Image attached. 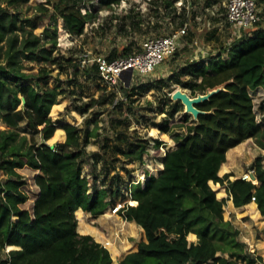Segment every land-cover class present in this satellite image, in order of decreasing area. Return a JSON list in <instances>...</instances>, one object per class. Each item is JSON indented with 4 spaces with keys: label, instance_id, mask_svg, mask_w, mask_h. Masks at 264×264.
Segmentation results:
<instances>
[{
    "label": "trees",
    "instance_id": "trees-1",
    "mask_svg": "<svg viewBox=\"0 0 264 264\" xmlns=\"http://www.w3.org/2000/svg\"><path fill=\"white\" fill-rule=\"evenodd\" d=\"M26 1L0 0V120L5 124L0 129V252L12 247L0 256V264H112L107 247L87 233L75 215L76 210L82 213L81 209L93 216L100 215L114 204V196L119 194V187L111 188L112 180L108 185H104L107 178L96 183V167L101 158L98 151L93 152L92 178L83 175V163L88 158L86 146L97 133L89 129V120L85 127L68 122L56 126L49 116L51 106L58 103L61 95L70 92L62 86L63 82L77 86L80 84L77 75L85 74L90 81L85 96H89L93 82H100L96 65L89 69L79 58L55 53L57 37L62 31L81 35L85 24L95 18L89 6L91 0H57L52 3L51 11L50 0H39L36 8L48 22L43 26V38L32 27H26L29 18L21 17L18 7ZM98 1L101 8L120 2ZM175 1L150 0L157 5L158 13L177 20L175 26L168 25L166 33L182 27L190 17L186 0L178 9ZM199 1L190 0V6ZM201 2L203 7H208L218 0ZM195 15L193 10L191 17ZM58 16L61 28L50 31L49 21ZM123 17L119 30L125 32H147L162 26L156 21L142 27V21L134 13H125ZM139 49L140 46L135 51ZM132 52L131 41L120 51L112 49L106 57L111 59ZM195 56L167 77L139 85L161 90L176 84L192 96L222 84L225 90L197 104L206 111L197 119L184 112L180 101H172L168 93L164 95L166 108L161 110L165 115L160 121L153 120V127L171 136L176 146L165 152L162 169L157 174H149L143 184L126 183L132 202L118 214L141 226L146 239L139 241L137 249L127 252L117 264H252L255 261L244 249L245 243L237 239L239 230L224 219L225 199L217 198L210 185L218 188V183L225 184L234 206L242 209L248 204L254 208V215L264 216L262 156H256L248 168L258 183L219 174L228 170L225 162L228 149L242 141L255 138L264 149V27L257 23L249 32L229 41L228 46H222L215 55ZM64 64L70 68L67 80L56 76L49 81L54 67ZM34 67L36 70L32 71ZM100 84L102 93L98 98L92 97L86 108L81 109L83 112L104 97L114 101L116 91ZM122 89L127 99L137 87L129 83L122 84ZM122 104L119 100L115 106ZM180 111L181 118L172 121ZM23 120H27L29 129L38 130L41 126L43 142L32 137L29 141L15 130ZM92 120L96 121L97 115ZM62 129L65 140L48 144L47 140L63 135ZM147 144V139L141 137L137 140L122 137L115 146L128 161L143 162ZM159 144L155 139L156 153ZM188 233L192 238L196 234L197 242L188 241Z\"/></svg>",
    "mask_w": 264,
    "mask_h": 264
},
{
    "label": "rangeland",
    "instance_id": "rangeland-1",
    "mask_svg": "<svg viewBox=\"0 0 264 264\" xmlns=\"http://www.w3.org/2000/svg\"><path fill=\"white\" fill-rule=\"evenodd\" d=\"M56 1L50 0V5H48L50 11L53 10L52 3ZM201 1L192 7L190 6L188 10L190 11V17L188 19L186 34L181 38L176 53L164 60L152 73L144 76L136 75L131 85L136 86L137 89L131 97L128 96L126 100H121L124 104L115 106L110 98L104 97L100 103L94 107L87 108L83 112L81 109L86 108L87 103H89L92 97L98 98L102 90L98 86L101 85L100 82L96 80L92 84V88L88 94L89 96H85L86 86L90 81L86 78L85 74L80 73L77 75V82L82 85V89L80 84L76 86V83L66 84L63 82L62 86L70 92L61 95L58 103L53 104L50 108L49 116L56 121V126H59L60 123L68 122L85 127L87 125L86 121H90L89 129L96 131L97 135L91 138V142L86 146L88 158L83 163V175L92 178L90 168L92 159L94 158L93 152L98 151L101 158L96 167V183L98 184L103 181V178H107L108 180L104 185H108V181L112 180L110 184L111 188L117 189L119 187V194L114 196V203L126 198L124 188L127 186L126 183L128 181H130L128 185L137 182L143 184L149 174H157L162 169L161 160L165 152L176 146L171 136H165L160 133L157 127H153V120L160 121L165 115V112L161 110L164 107L166 108L164 105V95L168 93L170 96V93L180 86L172 84L169 87L156 90L154 88L147 89L144 85L140 87L139 85L151 82L154 79L167 77L171 74L172 70L183 65L187 59L192 58L194 55L198 56L200 53L205 57L215 55L222 46H228L231 31L225 19L223 0H218L217 3L208 7H203ZM37 3H39V0H28L21 3L18 8L22 18H29L30 23L27 24L26 21V27H32L43 38V26L48 22L46 18L40 16L41 13L36 8ZM256 4L263 17L261 25L264 27V0H256ZM89 6L93 9L95 18L85 24L84 32L81 35L62 31L57 37L56 46L58 49L55 52L57 56L65 57L71 55L78 59L84 49L91 51L93 55H107L115 48L120 51L131 41L132 49L136 50L145 38L165 34L168 25L171 28L175 26L177 21L176 19H173V21L167 14L158 13V10L156 11L157 5L155 3L151 4L150 0H120L118 4L113 3L103 8L100 7V1L91 0ZM193 10L196 12V15L192 18ZM125 13H134L136 18L142 21V27H145L147 23L153 25L156 21H159L162 26L157 30L151 28L147 32L142 30L127 32L123 29L119 30L120 24L124 23L125 18L123 15ZM171 21L172 23H170ZM49 22L50 25L47 27L50 31L55 27L58 29L61 28L62 21L59 16ZM19 34L21 35V31H19ZM45 39L48 40L49 37H45ZM223 56L226 57V53ZM87 68H95V63L90 61L87 64ZM35 70L36 67L32 69V71ZM69 72L70 68L68 64H64L63 67L55 66L49 81L54 80L56 76H59L62 80H67ZM74 90L76 91L73 92ZM121 94L124 97L127 93L122 89ZM130 99L135 100L130 101ZM94 115H97L96 121L92 120ZM181 116L182 112L180 111L171 120H178ZM4 128L5 124L0 120V129ZM40 128L41 126H38V130L29 129L27 120H23L15 130L20 135H25L29 141L32 137V139L39 142L42 139L41 132L39 131ZM63 132V135L55 136L47 140V142L58 143L64 141L66 133L64 130ZM122 137L130 140H137L138 137L147 139V155L143 162H130L121 153L117 152L115 145L118 144V140L120 141ZM155 139L160 141L157 153ZM115 142L117 143L115 144ZM258 155L263 157L262 164L264 167V149L256 143L255 138H248L228 149L225 161L228 164V170L219 172V174L221 176L228 174V179L241 177L248 172L250 164ZM253 181L256 183V180ZM210 186L215 190L217 198L225 199L224 219L230 220L239 230L237 239L245 243L244 249L255 258L252 264H264V216L261 214L259 216L254 215V208L248 204L242 209L234 206L231 198H228L225 184L218 183V188L212 185ZM217 192H222V195H218ZM250 202L254 201L252 200ZM113 205H110L105 211H110ZM81 211L82 213L76 210L75 215L78 222H81L83 229L84 225L92 226L99 230L105 237L110 238L117 248H122V253L115 257L116 260L111 256L112 264H117L118 260L127 252L137 249L139 241L146 239L144 230L139 227L132 234L129 225L131 221L124 219L121 214L103 216L102 213L93 216L82 209ZM89 234L92 235L91 233ZM193 236V238L190 237L188 233V241L197 242L198 238L196 234ZM93 238L95 239L94 236ZM126 242H129L130 247L123 250ZM9 249H12V247H6L0 252V256H3ZM218 254H221V252H218Z\"/></svg>",
    "mask_w": 264,
    "mask_h": 264
},
{
    "label": "built area",
    "instance_id": "built-area-1",
    "mask_svg": "<svg viewBox=\"0 0 264 264\" xmlns=\"http://www.w3.org/2000/svg\"><path fill=\"white\" fill-rule=\"evenodd\" d=\"M185 0L175 1L179 8ZM186 8H190V0H186ZM225 8V19L230 27V41L238 38L243 33L249 32L261 22L262 15L257 7L256 0H223ZM186 22L182 27L172 29L166 34L145 38L138 51L130 54L118 55L108 59L106 55H93L91 51L84 49L79 59L87 64L93 61L97 68V75L100 82L106 89L115 90L114 104L119 100H126L120 91V86L131 83L136 75L144 76L152 73L164 60L171 57L179 48L181 38L186 34ZM197 57H204L200 53ZM119 96V97H118ZM252 170L241 176V178L254 182L250 174ZM125 199L114 203L110 208L112 214L118 212L128 203L132 202L130 187L125 188Z\"/></svg>",
    "mask_w": 264,
    "mask_h": 264
},
{
    "label": "water",
    "instance_id": "water-1",
    "mask_svg": "<svg viewBox=\"0 0 264 264\" xmlns=\"http://www.w3.org/2000/svg\"><path fill=\"white\" fill-rule=\"evenodd\" d=\"M222 90H225L224 84H222L216 88L209 89L204 93H197L196 95L192 96L185 89L178 87L170 93V98L173 101H180L184 106V112L191 114V116L194 119H197L199 114H203L206 112L204 110L199 109L197 107V104L209 99L213 94H215L219 91H222ZM22 102L24 103V100H22ZM41 140H42V142L44 141L43 139H41ZM48 144H50V143H48ZM52 144L53 143H51L50 145H52ZM250 177L252 180H256L255 175L253 173L250 174ZM257 182L258 181H256V183Z\"/></svg>",
    "mask_w": 264,
    "mask_h": 264
},
{
    "label": "bare ground",
    "instance_id": "bare-ground-1",
    "mask_svg": "<svg viewBox=\"0 0 264 264\" xmlns=\"http://www.w3.org/2000/svg\"><path fill=\"white\" fill-rule=\"evenodd\" d=\"M103 216H112V213H111V211L108 210V211H105L103 213ZM129 225H130V232L132 234L137 231V229H138L137 227H139V228L142 229V227L139 226V225H137L134 221H131L129 223ZM84 229L87 232L91 233L94 237H96L97 239H99L108 248V250L110 251L111 256H112L113 259L116 260L115 257H117L118 255H120L122 253V248H117L115 246L114 242L110 238L105 237L99 230H97L94 227L89 226V225L88 226L84 225ZM129 247H130L129 242H126L124 244L123 250L124 249H127Z\"/></svg>",
    "mask_w": 264,
    "mask_h": 264
},
{
    "label": "crops",
    "instance_id": "crops-1",
    "mask_svg": "<svg viewBox=\"0 0 264 264\" xmlns=\"http://www.w3.org/2000/svg\"><path fill=\"white\" fill-rule=\"evenodd\" d=\"M205 57V56H204ZM183 89V88H182ZM51 144V143H50ZM54 144V143H53Z\"/></svg>",
    "mask_w": 264,
    "mask_h": 264
}]
</instances>
